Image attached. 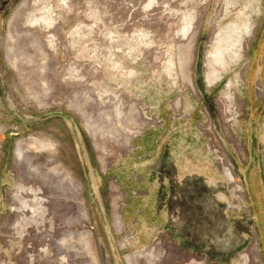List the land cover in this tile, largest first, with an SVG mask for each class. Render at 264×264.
<instances>
[{
	"label": "rangeland",
	"instance_id": "obj_1",
	"mask_svg": "<svg viewBox=\"0 0 264 264\" xmlns=\"http://www.w3.org/2000/svg\"><path fill=\"white\" fill-rule=\"evenodd\" d=\"M263 36L264 0H0V264H264ZM121 100L169 122L166 188L173 160L201 153L222 178H186L162 248L121 232ZM246 146L260 151L248 166Z\"/></svg>",
	"mask_w": 264,
	"mask_h": 264
},
{
	"label": "crops",
	"instance_id": "obj_2",
	"mask_svg": "<svg viewBox=\"0 0 264 264\" xmlns=\"http://www.w3.org/2000/svg\"><path fill=\"white\" fill-rule=\"evenodd\" d=\"M264 39V36H263ZM258 43V42H257ZM264 43V40L262 41ZM251 63H249L250 65ZM257 70V82L261 87V94L263 95V77H264V67L261 65ZM161 129L157 130L154 128H148L143 132L137 134L132 140L130 152L126 155L123 160L121 171L127 175V181L123 187H121L122 199H121V223L124 227V231H128L135 235L136 241L142 246H147L148 244L154 243L155 239L158 237L159 248L165 246L163 237L175 238V232H177V227L175 223L177 221V216H173L171 213V205H168L170 198L172 202H178L180 197L186 192L185 184L190 175L197 177L203 181V185L216 188L217 184L222 183V178L220 177L218 171L212 164L209 157L204 156L201 153V162L190 163V166L184 167L179 163L178 159L173 160L170 168L173 174L169 177L170 185L168 183L166 188V182L163 184L159 181L160 178L159 170L165 169L164 162L166 163V158L164 157V162L162 161V151L165 147L171 146L170 141L164 137V130L169 129V122H163ZM246 166L254 164L257 160V155L259 150H254L251 147L246 146ZM199 158V157H198ZM125 160V161H124ZM138 165L142 167L143 170L140 173H133L131 178V172H128L130 165ZM162 163V166L160 165ZM184 167V168H183ZM200 167V168H198ZM200 172H198V170ZM159 172V173H158ZM173 175V177H172ZM174 181V183H172ZM159 182V183H158ZM169 182V181H168ZM257 185V183H256ZM252 184V190H250L251 196L250 203H252L253 210L256 216V209L263 208L262 194L259 187ZM176 187L175 188H173ZM179 188V189H177ZM174 204V203H173ZM176 206V204L174 205ZM173 211L176 212V209ZM264 229L263 227L260 228ZM167 238V237H166ZM179 241V237L176 238Z\"/></svg>",
	"mask_w": 264,
	"mask_h": 264
},
{
	"label": "built area",
	"instance_id": "obj_3",
	"mask_svg": "<svg viewBox=\"0 0 264 264\" xmlns=\"http://www.w3.org/2000/svg\"><path fill=\"white\" fill-rule=\"evenodd\" d=\"M121 103V108H120V112L122 113V117L123 119L121 121V126H122V129L125 128L127 129V131H130L129 134H126V131L125 133L122 132L121 130H119L124 136H128V140L129 139H132L135 138V136L141 132H143L144 130L148 129V128H155V127H158L159 126V122L158 120L155 118V117H147L143 111L141 110L140 108V105H137L135 103H132V104H128V102L126 101H120ZM93 102H88V107L86 109L84 108H80V111L82 113H84L88 118H90L92 115H94V117L92 119H94L96 117V114H94V112L92 111L91 108H94L93 107ZM86 105V104H84ZM174 108H175V111L179 108L180 106V103L178 100H176L175 104L173 105ZM82 119V122L84 124V129H85V119L81 118ZM90 119V120H92ZM116 126V125H115ZM91 135V134H90ZM91 140H92V143H93V147L99 151L100 153H102V150H103V147L102 146L100 149H97V146L94 144V141L95 139L93 138V136L91 135ZM121 140L120 139L118 141V144H119V149H120V153H122V158L124 159L126 157V155L130 152V149H131V144H132V141H131V144H128V143H125V141L123 140V143H121ZM127 140V141H128ZM213 143L211 144L214 148V150L217 151L218 153V161H220V165L218 167L219 170L222 171V169H225L224 172H226L225 174H227V176L230 178V182H232L233 184H237L239 185V178L234 174V166L233 164L228 161L227 156L225 155V152L224 150L218 146V145H215L214 141H212ZM124 144V145H123ZM126 145L130 146V148H127ZM121 147H126V148H121ZM105 150V149H104ZM107 150V149H106ZM108 151V150H107ZM105 151V154L106 152ZM218 166V165H217ZM223 172V171H222ZM223 172V173H224ZM236 181V182H235ZM124 231V227H123V230L121 232Z\"/></svg>",
	"mask_w": 264,
	"mask_h": 264
},
{
	"label": "bare ground",
	"instance_id": "obj_4",
	"mask_svg": "<svg viewBox=\"0 0 264 264\" xmlns=\"http://www.w3.org/2000/svg\"><path fill=\"white\" fill-rule=\"evenodd\" d=\"M114 129V128H113ZM116 132V131H115ZM118 136V135H117ZM101 137V136H100ZM105 137V136H104ZM127 139V138H126ZM42 143H44V141H42ZM20 150H21V147H19L18 146V148L16 149V160H17V162H18V164H22L21 163V158H22V154L24 153H21L20 152ZM29 152V151H28ZM40 153V152H39ZM50 157V156H49ZM30 158H32V155L30 156ZM50 159V158H49ZM26 160V159H25ZM28 160V159H27ZM42 160V159H41ZM36 161V160H35ZM28 162V161H27ZM52 162V161H51ZM41 163V162H40ZM56 163V162H55ZM50 164V163H49ZM24 167V166H23ZM31 167H28L27 166V168H25V170H26V172H28V173H30L31 172V169H30ZM48 168V167H47ZM55 171H57V170H55ZM58 172V171H57ZM50 173V172H49ZM43 174V173H42ZM53 176V175H52ZM39 178V177H38ZM39 180V179H38ZM46 180V179H45ZM63 180V179H62ZM72 182V181H71ZM71 184V183H70ZM65 185H66V183H65ZM70 186V185H69ZM115 218V217H114ZM136 256V255H135ZM126 261H127V264H131L132 262H131V258H126Z\"/></svg>",
	"mask_w": 264,
	"mask_h": 264
}]
</instances>
